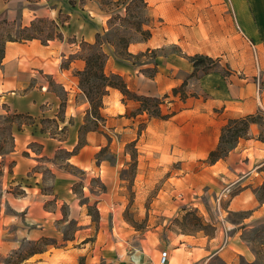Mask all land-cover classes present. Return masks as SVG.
I'll return each mask as SVG.
<instances>
[{"label": "crops", "instance_id": "0c3cea01", "mask_svg": "<svg viewBox=\"0 0 264 264\" xmlns=\"http://www.w3.org/2000/svg\"><path fill=\"white\" fill-rule=\"evenodd\" d=\"M101 1L0 0V18L7 22L22 29L41 20L52 27L30 40L7 41L0 64L2 116L33 118L32 124L14 123L12 147L0 149V264H159L163 251L168 252L166 264H202L207 259L214 238L205 241L201 236L177 234L163 240L155 230L139 240V254L129 259L111 260L101 252V216L116 211L109 198L101 197V178L104 181V173L108 175L113 167L101 159V150L125 151L103 147L109 132L129 135L128 143L145 141L147 157L160 152L163 158L201 161L203 178L218 182L217 186L225 181L229 189L208 197L209 206L196 203L201 212L218 208L264 217V198L255 191L264 183V0H198L192 9L185 2L174 11L176 5L170 0H148L153 16L162 20L151 38L131 44L129 54L135 57L174 41L184 50L135 64L112 56L102 45L108 55L107 73L121 75L129 90L157 98L193 76L196 70L189 56L220 57L228 73L215 70L200 75L195 81L198 95L183 101L167 118L136 113L137 103L123 100L120 90L110 88L103 98L102 122L96 124L78 73L86 67L81 43L94 44L109 30L110 17L101 10ZM49 31L53 37L46 40L42 32ZM150 68L155 74L145 73ZM257 113L263 114V123H251L225 158L208 162L228 120ZM88 118L95 128L87 129L82 143ZM139 118H147L141 130ZM42 120L49 127H43ZM60 152L65 158L58 157ZM260 159L263 171L255 163ZM251 166L255 170L250 172ZM69 167L98 178V186ZM247 171L249 175L243 176ZM71 224L74 228L67 238ZM89 232L95 236L93 242ZM41 242L44 248L22 252L27 244Z\"/></svg>", "mask_w": 264, "mask_h": 264}, {"label": "rangeland", "instance_id": "374dc122", "mask_svg": "<svg viewBox=\"0 0 264 264\" xmlns=\"http://www.w3.org/2000/svg\"><path fill=\"white\" fill-rule=\"evenodd\" d=\"M170 1L176 5L171 8L174 11L175 8L176 10L181 8L179 4L183 5L185 2H188L187 9H192L193 3L198 0ZM101 10L110 18L109 30L101 34L100 41L103 46L109 47L114 57L130 59L133 63L140 64L157 55L167 57L184 50L181 44L174 41L166 42L150 52L139 53L135 57L129 54L131 44L151 38L162 20L153 16L148 0H102ZM49 28H52L49 23L38 22L27 32L21 31V28L13 23L2 24L0 25V46L3 40L9 37L18 38L33 32L40 33ZM220 31L219 29V33ZM42 33L45 37L46 33ZM187 42L192 44L190 40ZM81 47L84 56L95 51L84 42L81 43ZM219 48L224 49L221 42H219ZM197 55L207 58L199 62L193 76L187 77L184 84L176 87L179 93L174 96L173 88L169 94L160 96L159 99L162 100L160 108L164 114L174 112L181 107L183 101L198 95L195 81L200 75L215 70L228 73L227 65L219 62L220 57ZM155 72L153 68L145 70L147 75H153ZM99 83L100 80L95 78L91 81V84ZM126 100L139 105L138 101L130 97ZM149 107L151 110L155 109V105L150 104ZM2 115L0 112V149L6 151L13 145L11 134L14 123L32 124L33 118L28 115ZM146 119H138L139 130L144 128ZM42 122L43 127H49L46 120ZM93 127V119L88 118L86 128L81 133L82 143L85 142L87 129ZM109 134L111 137L108 138L107 145L103 147H124L125 151L115 152L108 148L101 150V159L106 158L113 166L108 175L104 173V181L101 178V197L109 198L112 206L116 208L115 215L101 216V252L105 251L109 254L111 260L119 259L121 256L129 259L132 255L139 254V240L144 238L148 231L155 230L163 240H168L177 234L201 236L205 241L214 238L212 243L208 244L210 254L202 261V264H264L263 216L251 218L250 211L223 212L218 208H209V211L204 213L198 208L196 203L202 201L209 206L210 202L206 200L208 197H214L219 192L225 193L229 189L225 188L227 185L225 181L223 185L217 186L218 182H210L206 180L207 178H203L200 172L204 166L203 162L163 158L160 152L149 154L147 157V153L143 152L145 141L128 143L125 138H129V135H119L115 132H109ZM258 138L263 140V132ZM238 140L232 144L230 150L234 148ZM32 147L36 146L32 145ZM65 156L64 152L58 155L61 159ZM248 156L253 160L252 155H246L245 159H248ZM255 163L260 164L258 170L263 171V159ZM254 168L255 166H251L249 171L255 170ZM68 169L78 177H86L93 187L98 186V178H91L75 168ZM248 175L247 171L243 176ZM239 189L240 186L232 191L236 192ZM77 190L79 192L81 189ZM255 191L258 197L263 199L264 183L256 186ZM198 197L201 199L198 200ZM73 228L74 225L71 224L65 232V237L69 238L72 235ZM88 234L90 241L93 242L95 240L93 232ZM44 246L45 242L36 245L27 244L22 252L28 254ZM6 264H8L7 261ZM102 264H108V262Z\"/></svg>", "mask_w": 264, "mask_h": 264}, {"label": "trees", "instance_id": "16d2710c", "mask_svg": "<svg viewBox=\"0 0 264 264\" xmlns=\"http://www.w3.org/2000/svg\"><path fill=\"white\" fill-rule=\"evenodd\" d=\"M36 22L43 23L44 21L38 20ZM36 22H34L33 24L36 25ZM8 23L9 22H7L5 18H0V25ZM53 25L54 27L56 26L55 24ZM30 30L31 28L29 27H24L21 29V31L27 32H29ZM38 35V32H33L32 34L30 33V35L19 36L18 38L9 37L6 40H3V43L0 46V64L4 56V46L7 41L30 40ZM56 36L61 37L62 35L61 33H56ZM51 37H53V32H47L46 40L50 39ZM86 45L90 49H95V51L85 56L86 67L83 71H80L78 73L80 78L79 83L80 88L82 89L90 104L89 115L94 119L96 124L98 121H101L103 119L101 112V109L103 107V98L109 93L110 88H116L120 90L123 95V100L130 97L131 99L138 101L139 107L136 113H146L149 117L156 118L169 117V114L162 113V110L160 108V105L162 104L161 99L157 97L140 95L136 92H133L128 89L127 84L121 75L116 73H107L105 71V65L108 59V55L102 49L103 43L100 41V35L99 38L97 37V41L94 44L86 43ZM206 58L207 57L204 56L194 55L189 59L193 63L195 70H197L199 62H203ZM93 78L100 80V83L91 84ZM172 92L174 96L179 93L177 88H174ZM150 104L155 105L154 110L150 109ZM251 123H263V114L257 113L255 115H247L241 118L229 119L222 129L219 145L209 153L207 159L208 162L214 163L217 160L227 156L228 152L230 151V147H232V144L247 133V130Z\"/></svg>", "mask_w": 264, "mask_h": 264}, {"label": "built area", "instance_id": "2783aa9c", "mask_svg": "<svg viewBox=\"0 0 264 264\" xmlns=\"http://www.w3.org/2000/svg\"><path fill=\"white\" fill-rule=\"evenodd\" d=\"M167 259H168V252L167 251H163L161 253L160 259H159V264H166L167 263Z\"/></svg>", "mask_w": 264, "mask_h": 264}]
</instances>
